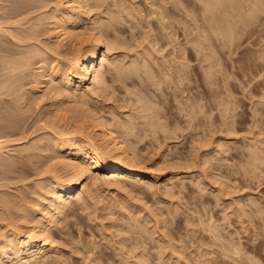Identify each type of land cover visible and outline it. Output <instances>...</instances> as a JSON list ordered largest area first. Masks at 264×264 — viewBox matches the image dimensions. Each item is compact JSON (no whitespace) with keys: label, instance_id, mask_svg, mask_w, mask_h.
<instances>
[{"label":"rangeland","instance_id":"obj_1","mask_svg":"<svg viewBox=\"0 0 264 264\" xmlns=\"http://www.w3.org/2000/svg\"><path fill=\"white\" fill-rule=\"evenodd\" d=\"M13 1L0 0V28L9 29L0 31V47L12 51L0 50V70L5 61L16 68L0 71V85L6 82L0 115L7 117L0 116V136L7 134L0 150V217L5 216L0 242L36 224L51 200L46 188L53 178L66 184L71 170L57 163V132L78 130L77 140L95 137L85 127L89 111L116 127L149 181H105L100 170L97 181L95 173L86 172L79 186L85 199L74 201L51 224L53 250L42 264H264V0L248 1L254 6L245 0L225 3L211 11L206 2L212 0H87L84 17L90 26L81 28L80 39L92 30L108 40L109 63L102 69L107 85L83 102L77 93L60 95V105H67L62 112L50 92L53 83L39 86L35 76L55 58L64 70L72 51L89 42L69 40L58 49L48 15L56 7L66 11L65 0ZM226 23L241 32L234 40L238 48L235 42L220 44ZM252 150L261 159L253 160Z\"/></svg>","mask_w":264,"mask_h":264},{"label":"bare ground","instance_id":"obj_2","mask_svg":"<svg viewBox=\"0 0 264 264\" xmlns=\"http://www.w3.org/2000/svg\"><path fill=\"white\" fill-rule=\"evenodd\" d=\"M2 1V0H1ZM9 1V0H8ZM13 1V0H12ZM23 1V0H22ZM30 1V0H29ZM182 1V0H181ZM188 1V0H187ZM204 1V0H203ZM202 1V2H203ZM239 2L242 0H212L211 2H206V5L208 4V6L206 7L207 9H216L217 6L220 7V5L225 3H231L235 4L236 2ZM247 1V3L255 0H245V2ZM249 1V2H248ZM259 1V0H256ZM263 1V0H261ZM260 1V2H261ZM15 1H13L14 3ZM18 4V1H16ZM15 2V3H16ZM34 2V1H33ZM183 2H186V0H183ZM32 3V2H31ZM29 3L30 5H33ZM65 7H66V11H64L63 13H61L62 11H59L58 8H54L53 11H51L52 13L48 15L49 18H52L54 21H52L50 24L53 25L52 27V34H54L53 37L56 38V41L58 43V49L59 46H63L65 45V43L67 41H75L77 40V44L81 45L82 41H88L89 42V46L86 48H78L75 49V51H72V55L71 57L66 61L67 67L62 70L63 68L60 67V62H55L52 61L53 63H47L45 64L44 62V66L42 63V70L41 72L38 71L39 73H35L37 77L36 78V82L37 84H40L42 86H46L49 84H52V90H50V92H52L53 96L55 97L53 100H55V104H56V111H60L62 112L63 108L62 106L65 105H60V100H61V96L60 95H65L64 97H72V96H76L77 98L80 96L79 99H82L85 101L87 98L89 99V96L92 95L96 89V87H105L107 84L105 82V78L103 77V67H105V64L109 63V42L108 40H103L102 35L99 33H93L92 30L91 32L87 33L86 35H84L86 38H84V40L80 39L81 35L83 36V34H85L84 32H81V28L87 24L88 25V21H86L84 15L86 14V5H87V0H65ZM252 3V2H251ZM249 3V5H253ZM257 2H255L254 4H256ZM21 4V3H20ZM19 4V5H20ZM28 4V2H27ZM28 4V5H29ZM179 4V3H178ZM183 6V3H181ZM237 4V3H236ZM235 4V5H236ZM241 4V3H240ZM204 5V4H203ZM238 5V4H237ZM10 5H7V7ZM205 6V5H204ZM228 6V5H227ZM246 6V5H245ZM254 6V5H253ZM6 7V8H7ZM16 7V6H14ZM30 7V6H28ZM36 7V6H35ZM123 7V6H122ZM216 7V8H215ZM235 7V6H233ZM252 7V6H251ZM259 7V6H258ZM2 8V7H1ZM20 8V7H19ZM18 8V9H19ZM22 8H25L24 6H22ZM27 8V6H26ZM131 8V7H130ZM261 8V7H260ZM21 9V8H20ZM31 9V8H29ZM34 9V6L33 8ZM127 9V8H126ZM125 9V10H126ZM235 9V8H233ZM232 9V10H233ZM255 9V8H254ZM40 10V9H38ZM37 10V11H38ZM156 10V8H155ZM181 10V9H180ZM14 11V10H13ZM17 11V10H15ZM29 11V10H28ZM121 11V10H120ZM128 11V10H127ZM158 11V10H157ZM231 11V10H230ZM238 11V10H237ZM11 12V11H10ZM9 10H8V14L9 15ZM183 12L188 13L187 10H183ZM235 12V11H234ZM6 13V12H5ZM28 13V12H27ZM42 13V12H41ZM124 13V12H123ZM141 13V12H139ZM153 13V11H152ZM155 13V12H154ZM153 13V14H154ZM162 13V12H161ZM161 13H158V15H160L161 17ZM163 13L166 14V10L165 12L163 11ZM169 13V11H168ZM167 13V14H168ZM205 13V11H204ZM210 13V12H209ZM225 13V12H224ZM229 13V11H228ZM227 13V14H228ZM251 13V12H249ZM12 14V13H11ZM15 14V13H14ZM44 14V13H43ZM131 13H128L127 15L129 16ZM133 14V13H132ZM131 14V15H132ZM172 14V13H171ZM169 13V15H171ZM222 14V13H220ZM16 15V14H15ZM15 15L10 16L11 18ZM21 15V14H19ZM119 15V14H118ZM157 15V14H156ZM164 15V14H162ZM178 15V14H176ZM217 15V14H216ZM224 15V14H223ZM222 15V16H223ZM237 15V14H236ZM22 16V15H21ZM41 17V15H39ZM187 16V15H186ZM219 15L216 16V18ZM6 17V16H5ZM8 17V18H10ZM20 17V16H19ZM45 17V16H44ZM47 17V18H48ZM131 17V16H130ZM184 17V16H183ZM224 17V16H223ZM237 17V16H236ZM243 17H245L243 15ZM115 18V15H114ZM119 18V17H117ZM141 18V17H140ZM164 18V17H163ZM162 18V19H163ZM209 18V17H208ZM207 18V19H208ZM222 18V17H221ZM1 19V18H0ZM161 19V20H162ZM224 19V18H223ZM245 19V18H244ZM6 20V19H5ZM8 20V19H7ZM18 20V19H17ZM44 20V19H43ZM157 20V19H156ZM161 20L159 19L158 22H161ZM214 20V19H213ZM228 20V19H227ZM2 21V19H1ZM0 21V23H1ZM4 21V20H3ZM2 21V24L4 23ZM20 21V20H19ZM46 21V20H44ZM96 21V20H95ZM206 21V20H205ZM212 21V20H211ZM219 21V20H218ZM229 21V20H228ZM227 21V22H228ZM8 22V21H7ZM18 22V21H15ZM42 22V21H41ZM204 22V21H203ZM226 22V20H225ZM231 22V21H230ZM245 22V21H244ZM12 23V22H11ZM19 23V22H18ZM34 23V22H33ZM48 23V21H47ZM162 23V22H161ZM214 23V21H213ZM6 24V23H5ZM13 24V23H12ZM42 24V23H41ZM100 24V23H99ZM160 24V23H159ZM216 24V23H215ZM1 25V24H0ZM102 25V24H101ZM206 25V24H205ZM219 25V24H218ZM49 26V25H47ZM86 26V25H85ZM90 25H88L89 27ZM92 26V25H91ZM209 26V25H207ZM234 26V23H233ZM32 27V26H31ZM93 27V26H92ZM103 27V26H102ZM205 27V26H204ZM223 27L222 30L220 29L221 33H219L218 36H221L222 39L220 41H222L223 43H220L222 45H229L231 46V43L235 42L236 45V40L238 38L239 33H241L239 31H233L234 27L232 28L231 23H226L225 26H221ZM237 27V25L235 26ZM4 28V27H3ZM39 28V26H38ZM41 28V27H40ZM209 28V27H208ZM212 28V27H211ZM218 28V27H217ZM1 32L3 31L2 28H0ZM27 29V28H26ZM31 29V28H29ZM29 29H27L25 32H27ZM84 29V27H83ZM87 29V28H86ZM92 29V28H91ZM207 29V28H206ZM6 30V28H5ZM3 32H6V31ZM12 30V29H11ZM34 28H32L30 31L33 32H29L31 34H36V30L34 32ZM40 30V29H39ZM210 30V29H209ZM214 31V29H212ZM240 30V28H239ZM90 31V29L88 30ZM203 31V30H202ZM217 31V29H216ZM15 32V31H14ZM204 32V31H203ZM10 33H12L10 31ZM8 32V34H10ZM20 33V32H19ZM23 33V32H22ZM21 33V34H22ZM39 33V32H38ZM202 33V32H201ZM205 33V32H204ZM238 33V35H237ZM253 33V32H252ZM251 33V34H252ZM7 34V33H6ZM18 34V33H16ZM16 34L14 33V35H11L12 37L16 36ZM24 34V33H23ZM29 34V35H31ZM211 34V33H210ZM203 35V34H202ZM209 35V34H208ZM207 35V36H208ZM10 36V37H11ZM26 36V35H25ZM28 36V35H27ZM26 36V37H27ZM32 36V35H31ZM253 36V35H252ZM18 37V36H17ZM21 37V35H20ZM39 37V36H38ZM210 37V36H209ZM213 37V36H212ZM242 37V36H241ZM19 38V37H18ZM16 38V39H18ZM25 38V37H23ZM23 38L20 39L23 41ZM32 38V37H30ZM29 36L27 37V39H30ZM249 38V37H248ZM26 39V40H27ZM34 39V36H33ZM49 39V38H48ZM240 39V38H239ZM237 39V40H239ZM19 40V42H21ZM18 41V40H16ZM18 42V43H19ZM24 42V41H23ZM200 42V41H199ZM202 42V41H201ZM239 42V41H238ZM237 42V43H238ZM39 43V42H38ZM37 43V44H38ZM44 43V42H43ZM244 43V42H243ZM24 44V43H23ZM106 44V49H105V45ZM234 44V43H233ZM232 44V45H233ZM239 44V43H238ZM3 45V44H1ZM30 45V44H29ZM77 45V46H78ZM83 45V44H82ZM240 45H242V43H240ZM239 45V46H240ZM249 45V44H248ZM4 46V45H3ZM229 46V47H230ZM31 47V46H30ZM29 47V48H30ZM41 47V46H40ZM48 47V46H47ZM57 47V46H56ZM236 47L238 48V45H236ZM263 47V45H262ZM6 52L9 51L12 53V51L8 50L11 49L10 47H4ZM35 48V47H34ZM37 48V47H36ZM35 48V49H36ZM32 51L37 52L36 50ZM42 49V48H41ZM47 49V48H46ZM45 49V50H46ZM61 49V48H60ZM70 49V48H69ZM236 49V48H235ZM246 49V48H245ZM262 49V48H261ZM264 49V47H263ZM0 50H2L3 52L5 51L3 48L0 47ZM44 50V51H45ZM51 51V50H50ZM54 51V50H53ZM260 50H258L259 52ZM264 51V50H263ZM262 51V52H263ZM58 52V51H57ZM231 52V51H230ZM31 53V50H30ZM40 53V50H39ZM39 53H35L39 55ZM256 53V52H254ZM260 53V52H259ZM258 53V54H259ZM15 54V53H14ZM26 54V53H25ZM33 54V53H32ZM44 54V53H43ZM52 54V53H51ZM240 54V53H239ZM42 55V54H41ZM45 55V54H44ZM57 55V53H56ZM62 56V54H60ZM233 55V54H232ZM16 56V55H15ZM27 56V55H26ZM34 56V54H33ZM261 56V55H260ZM263 56V55H262ZM261 56V57H262ZM38 57V56H37ZM44 57V56H43ZM58 57V56H56ZM65 57V56H64ZM210 57V56H209ZM208 57V58H209ZM232 57V56H231ZM260 57V58H261ZM264 57V56H263ZM262 57V59H263ZM39 58V57H38ZM42 58V57H41ZM46 58V57H44ZM1 59V58H0ZM15 59V58H14ZM20 59V58H19ZM67 59V58H66ZM13 60V59H12ZM28 60V59H27ZM43 60V59H42ZM45 60V59H44ZM211 60V58H210ZM248 60V59H247ZM261 60V59H260ZM264 60V59H263ZM3 61V59H2ZM1 61V62H2ZM5 61V60H4ZM9 61V60H7ZM11 61V60H10ZM64 61V60H63ZM237 61V60H236ZM0 62V63H1ZM18 62V61H17ZM20 62V61H19ZM18 62V63H19ZM9 63V62H8ZM6 61L4 63V65H2V67H11L12 62L8 64ZM17 63V64H18ZM131 63V62H130ZM2 64V63H1ZM7 64V65H6ZM14 65H12L11 68H8L10 70H6V73H8V71H16L13 70L15 68V63H13ZM16 64V66H17ZM135 64V63H134ZM140 64V62H139ZM9 65V66H8ZM34 65V64H33ZM40 65V63H39ZM109 65V64H108ZM133 65V64H131ZM138 65V64H137ZM254 65V64H253ZM134 67H136L135 65H133ZM147 66V65H145ZM144 66V67H145ZM251 66V65H249ZM248 66V67H249ZM14 67V68H13ZM19 67V66H18ZM124 67V66H123ZM132 67V66H130ZM143 67V68H144ZM234 67V66H233ZM1 68V67H0ZM23 68V67H22ZM26 68V67H25ZM41 68V67H40ZM115 68V67H114ZM129 68V67H128ZM128 68L126 69L128 71ZM138 70L140 67H138ZM252 68V67H251ZM255 68V67H254ZM2 69V71L4 70ZM16 69V68H15ZM18 69V68H17ZM20 69V68H19ZM133 71L135 70V72L138 73V71L136 70V68H131ZM142 69V68H141ZM145 69V68H144ZM147 69V68H146ZM179 69V68H178ZM33 70V69H32ZM113 70V69H111ZM115 70V69H114ZM131 70V71H132ZM215 70V69H214ZM1 71V70H0ZM1 71V72H2ZM3 71V73L5 72ZM130 71V69H129ZM130 71V72H131ZM133 71L131 73H133ZM144 71V70H143ZM182 71V70H181ZM210 71V70H209ZM134 72V73H135ZM142 70L139 71V73L141 74ZM147 72V71H146ZM176 72V71H175ZM184 72V71H183ZM126 73V72H125ZM164 73V72H163ZM167 73V72H165ZM181 73V72H180ZM179 73V74H180ZM185 73V72H184ZM181 73V74H184ZM206 72H204L205 74ZM9 74V73H8ZM12 74V73H11ZM7 75V74H6ZM26 75V74H25ZM149 75V74H148ZM165 75V74H164ZM262 75V74H260ZM30 76V75H29ZM150 76V75H149ZM147 77V78H151V77ZM167 76V75H166ZM264 76V75H263ZM140 77V75H139ZM138 77V78H139ZM169 77V76H168ZM175 77V76H174ZM5 78V77H4ZM146 79V78H145ZM144 79V80H145ZM165 79V78H164ZM171 79V78H170ZM162 80V79H161ZM209 80V79H208ZM23 81V79H22ZM143 81V80H142ZM155 81V80H154ZM9 82V81H8ZM35 82V84H36ZM146 82V81H144ZM152 82V81H151ZM209 82V81H208ZM6 83V82H5ZM5 83H3L4 85H6ZM16 83V82H15ZM153 83V82H152ZM14 84V83H12ZM17 84V83H16ZM15 84V85H16ZM36 84V85H37ZM211 84V83H210ZM223 84V83H222ZM4 85H0V89L4 88L6 86ZM23 85V84H22ZM35 85V86H36ZM224 85V84H223ZM4 86V87H3ZM21 86V85H20ZM264 86V85H262ZM11 86H8V88H10ZM16 87V86H15ZM7 88V89H8ZM20 88V87H19ZM30 88V87H29ZM34 88V87H33ZM14 89V88H13ZM17 89V88H16ZM51 89V88H50ZM9 90V89H8ZM11 90V89H10ZM9 90V91H10ZM19 90V89H18ZM49 90V88H48ZM47 90V91H48ZM7 91V90H6ZM5 91V92H6ZM14 90H12L13 93ZM21 92V91H20ZM49 92V91H48ZM77 93V94H76ZM11 94V93H10ZM14 94V93H13ZM76 94V95H75ZM79 94V95H78ZM5 95V94H4ZM7 95V94H6ZM16 95V94H15ZM37 95V94H36ZM94 95V94H93ZM9 96V94H8ZM27 96V94H26ZM35 97V96H34ZM63 97V98H64ZM221 97V96H220ZM33 98V97H32ZM60 98V99H59ZM226 98V97H225ZM17 99V98H16ZM75 99V98H74ZM12 100V99H11ZM10 100V101H11ZM26 100V99H25ZM65 100V99H64ZM81 101V100H80ZM30 102V101H29ZM20 103V102H19ZM62 103V102H61ZM69 103V102H68ZM11 105V103H9ZM64 104V103H63ZM76 104V103H75ZM73 104V105H75ZM86 104V103H85ZM14 105V102H13ZM69 105V104H68ZM72 105V104H71ZM70 105V106H71ZM77 105V104H76ZM79 105V104H78ZM220 105V104H219ZM225 105V104H224ZM5 107V105H3ZM21 106V105H20ZM67 106V105H66ZM16 107V106H15ZM79 107V106H78ZM84 107V106H83ZM224 107V106H223ZM3 108V107H2ZM8 108V107H7ZM10 108V106H9ZM23 108V107H22ZM27 108V106H26ZM74 108H77L76 106ZM81 108V107H80ZM17 109V108H16ZM66 109V108H65ZM64 109V110H65ZM79 109V108H78ZM84 109V108H83ZM8 110V109H7ZM6 110V111H7ZM10 110V109H9ZM12 110H14L12 108ZM20 110V109H18ZM27 110V109H26ZM228 110V109H227ZM11 111V110H10ZM9 111V112H10ZM28 111V110H27ZM57 111V112H58ZM67 111V110H66ZM72 111V110H71ZM3 112V110H2ZM0 112V114L2 113ZM12 112V111H11ZM10 112V113H11ZM33 112V111H32ZM95 112V111H94ZM157 112V111H156ZM7 113V112H5ZM24 113V112H23ZM34 113V112H33ZM3 114V113H2ZM28 114V112H27ZM74 114V113H73ZM79 114V113H78ZM96 114V112H95ZM93 114L89 111H86L85 113V121L87 120L88 122H86L85 124H88L87 126H85L88 130H90L89 132H93L95 133V137H91L89 135H84L85 137L84 140H77L73 134H75V132H69V130H67V132H57V135L59 136V138L57 140H55L54 142V149L57 153L56 159H57V163L62 165L63 167H65L67 170H71V175L70 178L68 179V181L66 182V184H63V182L58 178H53V181L50 182L49 184V188H46V191L50 194L51 196V200H49V205L46 208H42L40 210V214H39V218L38 220L35 222L36 224H33L31 226H29V228L27 229V231L25 233H20V232H16V233H11V235L9 237H7L0 245V264H42L44 259H47V255L49 254L48 252L53 250V244H52V238H51V228L52 225H55L54 222L58 223L59 222V217H61V215H63V213L69 208V206L72 205V203L74 201H84V196L81 191H79V186L81 184V182H83V180L86 178V172H89L91 174L95 173L94 178L97 180V175L99 170L102 171V178H105V181L107 179V181H117L118 179H124V180H131V181H137V183L140 181L141 184L143 181H149V172H147L146 170H144L140 165L139 162V157H137V155L135 154V151L131 148L132 146H128L125 142L124 139L120 136L119 132L117 131L116 127L114 125H110L107 122H105V120L96 115L98 114ZM225 114V113H224ZM9 115V114H8ZM14 115H17V113ZM29 115V114H28ZM84 115V114H83ZM169 115V114H168ZM186 115V114H185ZM2 116V119L5 121L7 119V117L5 118V116ZM7 116V115H6ZM41 116V115H40ZM49 116V115H48ZM51 116V115H50ZM76 116V115H75ZM153 116V115H152ZM15 117V116H14ZM18 117V116H17ZM23 117V116H21ZM30 116H28L29 118ZM32 117V116H31ZM72 117V116H71ZM79 117V116H78ZM84 117V116H83ZM82 117V118H83ZM1 118V117H0ZM9 118V117H8ZM47 118V117H46ZM52 118V117H51ZM57 118V117H55ZM0 120L1 123H4L3 120ZM16 119V117H15ZM22 119V118H21ZM40 119V118H39ZM54 119V118H53ZM81 119V118H80ZM118 119V118H117ZM12 120H13V113H12ZM24 120V119H23ZM69 120V119H68ZM16 122V120H14ZM22 121V120H21ZM28 121V120H27ZM45 121V120H44ZM71 121V119H70ZM76 121V120H75ZM118 121V120H117ZM10 122V121H9ZM14 122V123H15ZM19 122V121H18ZM35 122V121H34ZM53 122V121H52ZM74 122V121H73ZM77 122V121H76ZM80 122V120L78 121ZM84 122V120H83ZM7 123V122H6ZM17 123V122H16ZM21 123V122H20ZM37 123V122H36ZM42 123V122H40ZM47 123V122H46ZM75 123V122H74ZM155 123V122H154ZM28 124V123H27ZM34 124V123H33ZM76 124V123H75ZM74 124V125H75ZM80 124V123H79ZM82 124V123H81ZM124 124V123H121ZM7 125V124H6ZM39 125V124H38ZM129 125V124H128ZM156 125V124H155ZM160 125V124H159ZM8 126V125H7ZM24 126V125H23ZM37 126V125H36ZM49 126V124L47 125ZM65 126V125H64ZM68 126V125H67ZM73 126V125H72ZM82 126V125H81ZM127 126V125H126ZM132 126V125H131ZM13 127V126H12ZM41 127V126H39ZM50 127V126H49ZM121 127V126H120ZM3 129H5V126L2 127ZM47 127H45L46 129ZM53 128V127H52ZM77 128V126H76ZM126 128V127H124ZM21 129V128H20ZM31 129V128H30ZM39 129V128H38ZM48 129V128H47ZM51 129V128H50ZM56 129V128H55ZM25 130V129H24ZM57 130V129H56ZM55 130V131H56ZM2 131V130H1ZM32 131V130H31ZM37 131V130H36ZM54 131V130H53ZM66 131V129H65ZM85 131V130H84ZM167 131V129H166ZM262 132V131H261ZM31 133V132H30ZM52 133V132H51ZM82 133V131L80 132ZM84 133V132H83ZM14 134V133H13ZM25 134V133H24ZM28 134V133H27ZM86 134V133H85ZM261 134V133H260ZM264 134V133H263ZM1 135V133H0ZM3 136L6 137L7 134H2ZM10 135V134H9ZM8 135V136H9ZM0 136V137H3ZM7 136V137H8ZM24 136V135H23ZM264 137V136H263ZM12 139V138H11ZM2 141H0V150L3 148V143L5 141L3 140H7L3 137V139H1ZM9 140V139H8ZM13 140V139H12ZM17 140V139H16ZM8 142V141H7ZM13 142V141H12ZM25 142V141H24ZM264 142V141H263ZM6 143V142H5ZM4 143V144H5ZM35 143V142H34ZM7 144V143H6ZM5 144V145H6ZM46 144V143H45ZM264 144V143H263ZM23 145V144H21ZM262 145V144H261ZM9 146V145H8ZM50 146V145H49ZM254 147H256L254 145ZM258 147V146H257ZM264 147V146H263ZM253 149V148H252ZM264 149V148H263ZM262 149V150H263ZM249 150H251V148H249ZM25 151V150H23ZM247 151V150H246ZM254 150L249 151V153H251V156L253 155V160H257L258 158L261 159V155H259L258 157L256 155H258L256 153V155L254 153H252ZM264 151V150H263ZM1 152V151H0ZM47 152V151H46ZM262 152V151H261ZM2 154V153H1ZM53 154V153H52ZM247 154V155H248ZM263 154V153H262ZM21 155V154H20ZM255 155V156H254ZM264 155V154H263ZM139 156V155H138ZM47 158V157H46ZM141 158V157H140ZM264 159V158H263ZM9 160V159H8ZM53 160V159H52ZM252 160V161H253ZM7 161V160H6ZM54 161V160H53ZM248 161V159H247ZM260 161V160H259ZM259 161H256L257 163ZM262 161V160H261ZM7 162H11V161H7ZM254 162V161H253ZM2 163V162H1ZM210 163V162H209ZM251 163V162H249ZM255 163V162H254ZM256 163V164H257ZM42 165V164H41ZM51 165V164H50ZM247 165V164H246ZM261 165V164H260ZM4 166V165H3ZM256 166V165H255ZM249 167V166H248ZM247 167V168H248ZM253 167V166H251ZM257 167V166H256ZM258 168V167H257ZM260 168V167H259ZM1 170V169H0ZM50 171V170H49ZM54 171V170H53ZM254 171V169H253ZM52 174V173H50ZM66 174V173H65ZM97 175V176H96ZM56 177V176H55ZM89 177V176H88ZM10 179V178H9ZM98 181V180H97ZM119 181V180H118ZM117 181V182H118ZM97 184V182H96ZM120 184V183H119ZM122 184V183H121ZM139 184V183H138ZM137 184V185H138ZM117 185V184H116ZM140 185V184H139ZM106 186V185H105ZM136 186V185H135ZM3 187V186H2ZM143 187V186H142ZM120 188V187H119ZM168 188V187H167ZM48 189V190H47ZM116 189V188H115ZM41 190V189H40ZM86 190V189H85ZM171 190V189H169ZM181 190V189H180ZM30 191V190H29ZM122 191V190H121ZM86 192V191H85ZM47 193V194H48ZM89 194V193H88ZM3 196V195H2ZM121 199V198H120ZM3 200V197H2ZM125 200V199H124ZM3 202L5 203L6 201L3 200ZM48 203V202H47ZM83 203V202H82ZM3 203H1L2 205ZM12 204V203H11ZM5 205V204H4ZM30 206V205H29ZM127 207V206H126ZM12 209V208H11ZM37 209V208H36ZM129 209V208H128ZM260 209V208H259ZM1 210V209H0ZM4 211V210H3ZM7 211V210H6ZM128 211V210H127ZM2 213V212H1ZM6 213V212H5ZM10 213V212H9ZM7 214V213H6ZM5 214V215H6ZM9 215V214H8ZM7 215V216H8ZM74 216V215H73ZM129 216V215H128ZM243 216V215H242ZM5 217V216H3ZM3 217H0L3 218ZM70 217V216H69ZM226 218V217H225ZM66 220V219H65ZM212 220V219H211ZM23 221V220H22ZM210 222V221H209ZM208 222V223H209ZM54 223V224H52ZM64 223V221H63ZM20 224V223H19ZM30 224V223H29ZM52 224V225H51ZM23 225V223H22ZM57 225V224H56ZM58 226V225H57ZM212 226V225H211ZM15 227V226H14ZM210 227V226H209ZM17 228V227H16ZM16 231V230H15ZM1 239V238H0ZM226 239V238H225ZM2 241V240H1ZM225 243V242H224ZM228 244V243H227ZM222 246V245H221ZM235 247V246H234ZM240 247V246H239ZM237 248V247H236ZM55 249V248H54ZM230 249V248H229ZM235 249V248H234ZM232 249V250H234ZM59 250V249H58ZM226 250V249H225ZM228 250V249H227ZM236 250V249H235ZM238 250L234 251V253H236ZM222 252V251H221ZM225 252V251H223ZM233 252V251H232ZM231 253V252H230ZM229 254V253H228ZM223 256V255H222ZM229 256V255H228ZM227 256V257H228ZM224 257V256H223ZM52 261V260H51ZM222 261V260H221ZM141 262V261H140ZM48 263V262H47ZM51 263V262H50ZM222 264V263H221Z\"/></svg>","mask_w":264,"mask_h":264}]
</instances>
